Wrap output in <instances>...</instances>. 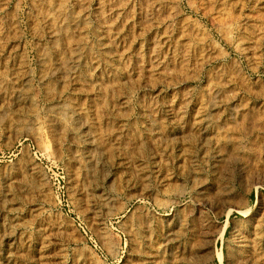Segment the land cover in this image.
Returning <instances> with one entry per match:
<instances>
[{"label": "rangeland", "instance_id": "1", "mask_svg": "<svg viewBox=\"0 0 264 264\" xmlns=\"http://www.w3.org/2000/svg\"><path fill=\"white\" fill-rule=\"evenodd\" d=\"M0 264H264V0H0Z\"/></svg>", "mask_w": 264, "mask_h": 264}, {"label": "bare ground", "instance_id": "2", "mask_svg": "<svg viewBox=\"0 0 264 264\" xmlns=\"http://www.w3.org/2000/svg\"><path fill=\"white\" fill-rule=\"evenodd\" d=\"M69 13V12H68ZM74 18V17H73ZM76 18V17H75ZM72 19V18H71ZM66 26V25H65ZM64 29V28H63ZM67 33V32H66ZM56 47V46H55ZM74 53V52H73ZM72 54V53H71ZM64 63V62H63ZM50 64V63H49ZM45 75V74H44ZM64 77V76H63ZM54 86V85H53ZM218 92V91H217ZM213 96V95H212ZM211 98V97H210ZM211 102V101H210ZM115 114V113H114ZM67 118V117H66ZM63 120V122L65 123L64 126L67 125H71V127L73 128V125L69 120L65 119V118H61V121ZM77 126V125H74ZM78 129V128H77ZM75 130V129H74ZM78 131V130H77ZM76 132V131H75ZM219 149V148H218ZM221 152V151H220ZM93 158V157H92ZM15 168V167H14ZM220 189V188H219ZM138 224V223H137ZM172 261V260H171Z\"/></svg>", "mask_w": 264, "mask_h": 264}]
</instances>
